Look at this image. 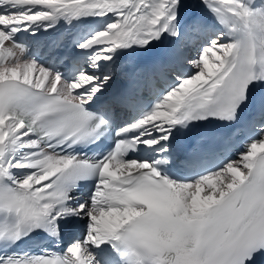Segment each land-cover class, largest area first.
<instances>
[{
	"label": "snow or ice",
	"instance_id": "6c2138e0",
	"mask_svg": "<svg viewBox=\"0 0 264 264\" xmlns=\"http://www.w3.org/2000/svg\"><path fill=\"white\" fill-rule=\"evenodd\" d=\"M0 264H264V0H0Z\"/></svg>",
	"mask_w": 264,
	"mask_h": 264
},
{
	"label": "bare ground",
	"instance_id": "6f19581e",
	"mask_svg": "<svg viewBox=\"0 0 264 264\" xmlns=\"http://www.w3.org/2000/svg\"><path fill=\"white\" fill-rule=\"evenodd\" d=\"M190 2H191V3H197L198 0H190ZM193 11H199V9H193ZM186 54H187V53H186ZM126 65H127V68H128V64H126ZM61 70L63 71V68H62ZM118 70H119V62H118V65H117V71H118ZM118 73H119V72H118ZM123 83H124V76H123L121 73H119V75L117 76L116 80L113 82L112 85L109 86V88L112 89V90H114V89H116V88L122 86ZM235 158H236V157H235ZM235 158H234V159H235ZM75 235H76V233H75ZM68 236H69V238H72V236H70V235H68Z\"/></svg>",
	"mask_w": 264,
	"mask_h": 264
},
{
	"label": "rangeland",
	"instance_id": "374dc122",
	"mask_svg": "<svg viewBox=\"0 0 264 264\" xmlns=\"http://www.w3.org/2000/svg\"><path fill=\"white\" fill-rule=\"evenodd\" d=\"M76 235H78V232H76Z\"/></svg>",
	"mask_w": 264,
	"mask_h": 264
}]
</instances>
